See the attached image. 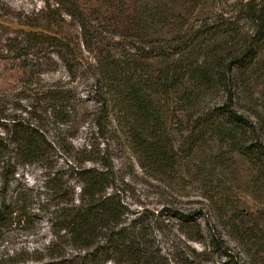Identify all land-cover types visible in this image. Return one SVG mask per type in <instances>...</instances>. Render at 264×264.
I'll list each match as a JSON object with an SVG mask.
<instances>
[{
	"label": "trees",
	"instance_id": "obj_1",
	"mask_svg": "<svg viewBox=\"0 0 264 264\" xmlns=\"http://www.w3.org/2000/svg\"><path fill=\"white\" fill-rule=\"evenodd\" d=\"M43 1L77 31L75 42L54 38L51 53L69 74L93 79L97 111L88 116L97 132L116 121L128 148L160 174L175 172L178 151L191 154L210 136L245 157L264 181V147L247 145L254 126L234 109L235 96L249 92L254 66L264 56V0H208L210 17L164 35L148 27V0ZM149 60L164 66L147 70L141 62ZM13 96L11 112L0 114V264H172L156 244L151 219L144 212L129 219L110 159L82 152L69 157L66 140L49 135L48 125L78 122L72 119L77 112L73 93L47 88ZM174 98L183 110L198 107L178 131L177 144L167 136L160 107ZM59 155L70 158L66 170L41 189L14 185L20 170H49ZM38 220L49 226L47 241L17 251L8 247L15 230L39 236ZM186 223L201 238L199 225ZM236 238L264 256L257 231L246 229ZM256 253L253 264H259Z\"/></svg>",
	"mask_w": 264,
	"mask_h": 264
},
{
	"label": "rangeland",
	"instance_id": "obj_2",
	"mask_svg": "<svg viewBox=\"0 0 264 264\" xmlns=\"http://www.w3.org/2000/svg\"><path fill=\"white\" fill-rule=\"evenodd\" d=\"M147 4V14L152 15L148 27L156 35L175 33L180 28L188 30L196 26V19L213 14L208 0H148ZM62 37L78 41L70 21L53 16L43 0H0V114L11 112L13 95L22 98L47 88L69 90L77 106L72 119L79 120L66 126L48 125L49 135L66 140L69 157L101 153L110 159L129 219L136 218L139 212L151 219L156 244L172 264H253L256 248L246 246L236 235L252 229L264 241V181L257 177L255 168L227 144L210 136H205L191 154L178 151L175 172L160 174L146 166L128 148L123 134L116 132V121L101 132L92 125L88 114L97 111L91 93L93 79L87 74H69L51 53L53 39ZM26 53H30L29 58H25ZM196 53H191L190 58H195ZM141 63L151 71L164 66L158 60ZM253 74L247 86L249 92L235 96L234 109L254 126L247 145L257 142L264 147V56L255 64ZM215 98L221 105L220 96ZM29 102L28 99L21 103ZM181 104L175 98L160 102L167 136L175 144L179 141L178 131L198 109L183 110L178 108ZM65 159L59 155L49 170L37 166L20 170L14 185L41 189L46 181L64 173L70 158ZM40 220L39 236L15 230L10 234L8 247L17 251L32 248L34 242L40 245L47 241L49 226ZM186 221L191 226L199 225L201 238L189 231ZM255 259L264 264L259 252Z\"/></svg>",
	"mask_w": 264,
	"mask_h": 264
}]
</instances>
